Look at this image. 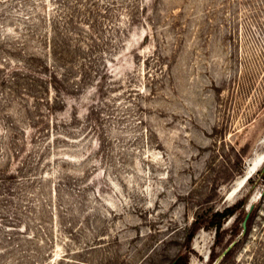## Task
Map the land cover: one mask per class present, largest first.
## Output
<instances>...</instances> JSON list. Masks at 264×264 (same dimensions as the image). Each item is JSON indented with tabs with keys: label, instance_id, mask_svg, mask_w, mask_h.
Instances as JSON below:
<instances>
[{
	"label": "rangeland",
	"instance_id": "obj_1",
	"mask_svg": "<svg viewBox=\"0 0 264 264\" xmlns=\"http://www.w3.org/2000/svg\"><path fill=\"white\" fill-rule=\"evenodd\" d=\"M263 153L264 0H0V264H264Z\"/></svg>",
	"mask_w": 264,
	"mask_h": 264
},
{
	"label": "trees",
	"instance_id": "obj_2",
	"mask_svg": "<svg viewBox=\"0 0 264 264\" xmlns=\"http://www.w3.org/2000/svg\"><path fill=\"white\" fill-rule=\"evenodd\" d=\"M251 181V180H250ZM244 202L240 201L237 205L235 204L234 206L231 207H227L225 208L223 211H217L215 213H209L207 214V216L203 219V221H201L200 223H195L194 225L197 226V228L201 225H207L208 227L215 229L216 230V237H217V243L221 241V237H222V226L225 220H227L229 217L234 216L237 212V210L242 206H244ZM251 218L252 215L249 217L248 221H247V229L249 230L250 225H251ZM239 232H241V229L237 228L236 232H235V236L237 234H239ZM193 236V235H192ZM192 238V237H191ZM225 257L223 258V260L228 259L231 256V252H229L228 254L224 255ZM214 255L211 258L212 261L214 260ZM188 257L183 255L180 258H178L173 264H188Z\"/></svg>",
	"mask_w": 264,
	"mask_h": 264
},
{
	"label": "bare ground",
	"instance_id": "obj_3",
	"mask_svg": "<svg viewBox=\"0 0 264 264\" xmlns=\"http://www.w3.org/2000/svg\"><path fill=\"white\" fill-rule=\"evenodd\" d=\"M250 161V160H249ZM264 163V153L263 154H259L257 156H255L253 159H251V161L248 164L247 171L245 173V175H243L242 177H240L236 183L233 185L234 187L232 188V190L229 193V198H235L243 189V187L245 186V184L247 183L248 180H246V177L249 175H253V173H255Z\"/></svg>",
	"mask_w": 264,
	"mask_h": 264
},
{
	"label": "water",
	"instance_id": "obj_4",
	"mask_svg": "<svg viewBox=\"0 0 264 264\" xmlns=\"http://www.w3.org/2000/svg\"><path fill=\"white\" fill-rule=\"evenodd\" d=\"M251 176L252 175L247 176L246 180H248ZM247 219H248V217L246 218V220L244 221V224H243L244 232L247 231ZM227 251L223 254V256L227 253Z\"/></svg>",
	"mask_w": 264,
	"mask_h": 264
}]
</instances>
